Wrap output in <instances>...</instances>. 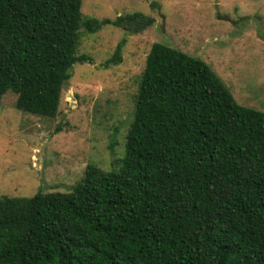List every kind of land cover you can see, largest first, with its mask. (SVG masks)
<instances>
[{"label": "trees", "instance_id": "trees-1", "mask_svg": "<svg viewBox=\"0 0 264 264\" xmlns=\"http://www.w3.org/2000/svg\"><path fill=\"white\" fill-rule=\"evenodd\" d=\"M81 3L0 0V97L53 117L72 65L91 61L77 53L80 29L154 23L85 16ZM118 163L87 164L67 192L1 195L0 264H264V112L205 61L151 45Z\"/></svg>", "mask_w": 264, "mask_h": 264}, {"label": "rangeland", "instance_id": "rangeland-1", "mask_svg": "<svg viewBox=\"0 0 264 264\" xmlns=\"http://www.w3.org/2000/svg\"><path fill=\"white\" fill-rule=\"evenodd\" d=\"M83 15L143 12L154 23L126 34L111 24L80 29L78 54L55 116L22 111L0 97V196L67 192L87 164L118 167L145 58L161 42L205 61L244 106L264 112V0H82ZM125 38L121 61L109 59Z\"/></svg>", "mask_w": 264, "mask_h": 264}]
</instances>
